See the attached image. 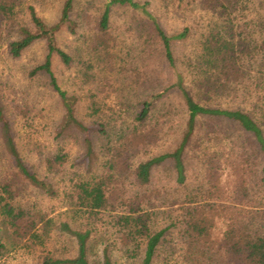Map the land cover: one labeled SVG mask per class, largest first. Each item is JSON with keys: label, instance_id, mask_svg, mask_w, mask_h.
Listing matches in <instances>:
<instances>
[{"label": "trees", "instance_id": "1", "mask_svg": "<svg viewBox=\"0 0 264 264\" xmlns=\"http://www.w3.org/2000/svg\"><path fill=\"white\" fill-rule=\"evenodd\" d=\"M208 5L210 8L205 10L212 12L216 21L200 34L187 71L179 67L175 48L189 41L191 28L168 33L149 3L111 0L105 5L99 20L105 58L112 61L113 57L114 45L107 39L113 12L123 9L139 22L151 56L159 54L171 79L162 90L149 94L134 114L131 126L132 133L137 134L136 147L127 136L131 127H124L129 119L125 103L120 104L119 111L109 106L111 115L96 127L85 125L78 118L77 100L61 89L54 76V56L67 67L74 62L57 40L62 26L72 32L77 28L74 0H67L56 25H48L31 9L29 23L19 27L15 21L20 14V0H0V49L7 45L10 56L19 59L36 43L45 42L48 54L32 75L45 73L50 77L65 109L60 135L72 130L84 135L86 150L82 160L88 169L98 158L95 137L107 142L105 148L111 154L107 164L113 171L129 161L123 160L125 153H113L118 150L114 139L124 151L129 145L142 148L152 144L160 131L151 129L150 123L170 113L162 102L177 95L184 107L185 126L178 145L135 166L138 193L132 197L123 195L113 202L110 188L115 175L79 181L71 193L76 207L72 223L61 222L57 227L47 214L26 209L18 202L22 182L52 196L57 192L48 174L30 169L0 101V225L11 230L18 240H25L26 246L41 247L46 254L40 264H94L90 252L97 233L104 235L103 264H117L115 252L124 253L137 264H156L160 256L165 264H264V0L246 14L248 8L238 0H209ZM103 106L108 107L93 105V112L106 115ZM221 124L232 130L223 132L217 127ZM197 139L203 143L204 157L211 155L210 185L205 191L200 186L191 193L187 189L186 154ZM63 160L62 156H57L55 162L48 160L49 170ZM165 163L171 164L176 186L179 191L185 190V195L181 202L168 203L163 210L156 205L159 196L149 189L155 169ZM228 173H233L234 180L225 188L220 184ZM175 205L179 209L171 211ZM106 217L108 221L99 228ZM162 217L167 223H160ZM219 224L225 229L215 247L213 235ZM57 228L75 244V255L57 256L51 251L52 233ZM63 250H69L67 244ZM7 254V246L0 240V262Z\"/></svg>", "mask_w": 264, "mask_h": 264}, {"label": "rangeland", "instance_id": "2", "mask_svg": "<svg viewBox=\"0 0 264 264\" xmlns=\"http://www.w3.org/2000/svg\"><path fill=\"white\" fill-rule=\"evenodd\" d=\"M111 0H74L73 19L77 22L75 32L62 26L57 34L58 45L74 60L70 67L64 65L58 56H54L52 70L62 90L77 100L78 118L85 125L96 127L101 119L111 115L109 106L120 109L125 103L129 119H125L124 127L130 126L128 138L137 147V134L132 133L134 114L141 109L142 103L152 92L162 90L171 81L158 53H153L145 41V34L139 28V22L134 21L131 13L116 9L112 16V27L109 44L114 45L113 57L105 58L101 45L102 33L99 30V20L105 5ZM149 3L151 11L160 18L161 24L168 33L180 31L185 27L192 29V37L186 43L176 46L175 54L178 65L187 71L188 59L193 57L200 34L216 21L215 15L206 11L210 8L209 0H136ZM233 2L237 0H232ZM242 7L251 11L258 6L259 0H238ZM67 0H20L15 26L29 23L30 10L33 9L48 25L59 23L62 9ZM211 3V2H210ZM48 54L44 41L33 45L19 59H13L7 45L0 49V101L11 123L13 135L22 156L33 172L41 175L48 174L57 192L55 195L43 193L27 183L19 184L18 202L26 209L37 210L47 214L48 219H54L55 225L61 222L72 223L74 202L71 200L72 191L79 181H92L113 174L111 182V201L123 195L132 197L139 192L135 185L133 171L141 160L172 151L179 143L185 126L184 107L177 95L167 97L163 107L168 116L150 123L151 129L160 131L152 144L142 148L129 145L124 151L120 142H116V153H125L123 160L127 164H119L115 170H110L108 160L110 151L105 148L107 142L95 137L97 160L88 169L82 160L85 153L84 135L77 130L60 135L65 109L58 93L54 90L50 77L45 73L32 75L33 70L42 65ZM103 104L106 115L95 114L92 106ZM207 125V123H205ZM223 132L231 131L225 124L217 126ZM203 133V132H202ZM201 135V134H200ZM111 146H113L111 144ZM219 150V149H218ZM216 149V151H218ZM214 151V149H213ZM202 141L196 140L186 154L188 175V190L195 192L200 186L204 191L209 187L210 165L207 156L204 157ZM57 156H62L61 163H54L49 170L48 160L55 162ZM51 172V173H49ZM233 174V173H231ZM225 174L221 186L228 187L234 180L233 175ZM212 184V183H211ZM159 196L157 206L166 210L168 203L175 200L181 202L185 190H180L175 183V173L171 164L165 163L157 167L153 174V184L149 189ZM180 192V193H179ZM180 195V196H179ZM181 198V199H179ZM175 205L171 211L177 210ZM179 212H175L177 215ZM108 218L98 224L103 228ZM160 223H167L162 217ZM220 223V222H218ZM165 225V224H164ZM225 228L219 224L213 235L214 246H219V238ZM101 231V230H100ZM104 235L97 233L96 240L91 244L90 260L94 264H103ZM0 240L7 246L8 254L0 264H40L46 252L41 247L26 246L25 240H18L13 232L0 225ZM69 250L64 252L63 246ZM50 249L57 256L75 255V244L61 235L59 229L53 230ZM122 252H115L114 261L117 264H137V261L127 259ZM156 264H165L160 256Z\"/></svg>", "mask_w": 264, "mask_h": 264}]
</instances>
